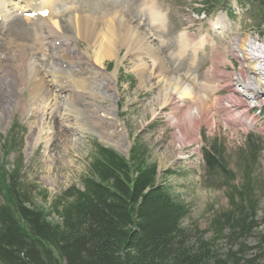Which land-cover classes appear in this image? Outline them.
<instances>
[{
    "label": "rangeland",
    "instance_id": "1",
    "mask_svg": "<svg viewBox=\"0 0 264 264\" xmlns=\"http://www.w3.org/2000/svg\"><path fill=\"white\" fill-rule=\"evenodd\" d=\"M34 2L39 3L40 0L32 1V5ZM56 2L52 11L57 16L48 21V24L57 33L61 30L66 32L70 48L67 58L79 55L83 59L70 60L73 65L68 68L67 72L70 70V73L63 76L64 81L82 77L90 83L88 89L82 92L85 101L79 100V104L85 111L95 114V121L102 119L104 123L111 125L108 132H114V136L100 130L98 124H94V128L88 125L84 127V135L71 136L68 146L70 150H65L62 139L57 141L53 137L55 133L60 134L64 130L58 129L60 124L56 122L55 117L49 116V112L55 109L43 113L40 106L42 102L27 104L30 97L29 92L25 91L12 98L11 107L6 110L5 115L2 108L5 100L0 104V167H3L6 173V181L9 182L12 173L18 171L17 183L28 191L29 205L44 211L49 215V220L55 222L57 218L53 210L54 204L62 199L64 192L71 187H81L80 183L87 176L88 167L94 157V146L110 149L126 160L135 148H139L143 152L145 165L156 166L158 184L187 209L182 227L196 236L214 240L213 245L221 256L228 251H235L241 241L231 243L226 238V232L222 238H217L214 221L220 213L232 209L231 199L238 200L237 191L247 182L249 191L245 205H242L247 211L249 204L253 206V229L244 242H241L246 248L239 256L242 257L239 264H264V242L261 241L264 236V86L258 87V94L263 96L256 100L251 99L250 90L237 91L240 88L237 75L241 70L248 73L249 81L250 78L256 80L257 77L252 73L253 63L244 60L241 55L236 57L246 39L254 38L258 43H264L263 11L261 12L257 5L239 0H223L219 6L208 4V0ZM145 3L160 9L165 15L163 28L158 30L154 26L158 32L152 30L147 21L144 10L149 12L151 19V9L149 6L147 11L144 8ZM103 11H118V18L128 21L132 31L138 36L149 34V37H152L148 46L152 50L160 51L157 53L164 63L160 78H153L154 70H147L146 78L140 79L136 74L137 65L144 64L143 66L149 68L153 60L143 57L139 62L138 57L126 55L125 48H121L116 57L104 61L103 66L93 65V60H86V52H93L92 46L81 41L77 31L67 28L64 23L60 24V29L54 24L67 16L72 17L70 22L74 23L81 14L97 16ZM208 13H211L209 17ZM221 16L228 19V25L219 33L218 30H212L210 23H214ZM16 18L18 20L15 22L8 23L10 20H6L0 25V63H10L16 54L18 62L22 65L28 61L27 57H22L24 53L17 45L19 38L26 45L32 44L37 50H42L46 55L44 59H48L51 48L39 47L38 41L34 43L36 36L47 35L45 30L42 31L45 19L25 21L28 18L22 15ZM201 18L204 20L201 21ZM184 30L188 33L182 34H192L197 40L208 38H199V31L203 35L208 34L205 49L188 48L178 54L182 35L180 33ZM160 43L165 46L164 49L157 46ZM61 44L63 43L58 41L56 46L61 47ZM182 50L184 47L180 48V51ZM217 52V74L223 77L219 89L207 83V74ZM67 58L60 61L64 62ZM44 59L41 64L45 65V71L50 68V64ZM6 66L8 65L0 64V75H3L6 70L3 67ZM26 68L28 70L30 66ZM50 77L51 75L46 79L50 81ZM64 81L62 79L63 85ZM155 82L159 83L158 86ZM179 84L182 88L190 90L189 97L195 95L207 99L210 114L215 119L213 126L201 125L198 142H190L181 148L178 147L174 135L176 129L169 123L174 109L171 105L165 106L166 97L163 98L166 87L173 92L174 87ZM26 87L29 90L31 85L27 84ZM0 88L3 89L1 83ZM65 95L62 94L58 98V109L61 108ZM52 100H55L53 95L49 106H52ZM191 101L193 106L194 99ZM17 102L19 107L16 106ZM227 102H232V105L228 106ZM30 112L35 115H28ZM244 112L245 118H240ZM55 115L57 116V113ZM37 123H45L42 126L44 135L38 141L36 135H32ZM50 129L52 131H49ZM122 132L125 133L124 136ZM249 138L254 146V154L250 158L247 156ZM14 139L18 143L13 149H9ZM74 139H78V143ZM212 148L222 151L221 165L227 174L220 170L207 169L204 154L212 152ZM248 260L251 262H246Z\"/></svg>",
    "mask_w": 264,
    "mask_h": 264
},
{
    "label": "trees",
    "instance_id": "2",
    "mask_svg": "<svg viewBox=\"0 0 264 264\" xmlns=\"http://www.w3.org/2000/svg\"><path fill=\"white\" fill-rule=\"evenodd\" d=\"M246 1L264 12V0ZM251 142L249 138L248 158L254 154ZM16 143L14 139L9 149ZM204 156L208 170L227 174L221 150L212 148ZM157 177L156 166L145 165L139 148L126 160L94 146L87 176L80 188L71 187L54 204L53 222L29 205L28 191L17 183L18 171L7 182L0 167V264H239L246 248L241 242L253 229V206L247 211L242 205L247 182L237 191L238 200L231 199L232 209L214 221L217 238L226 232L231 243L241 241L221 256L214 240L182 227L187 209Z\"/></svg>",
    "mask_w": 264,
    "mask_h": 264
},
{
    "label": "bare ground",
    "instance_id": "3",
    "mask_svg": "<svg viewBox=\"0 0 264 264\" xmlns=\"http://www.w3.org/2000/svg\"><path fill=\"white\" fill-rule=\"evenodd\" d=\"M56 1L57 0H40V2L38 3L40 5V9L33 10L41 12L44 10L48 11L45 23L42 25V31L45 30L46 32H44L47 33V35L45 34L46 36H43V38L42 35L36 36L35 41H38L39 37V39H42V41L40 42L42 45L43 43L53 45L52 43L54 41H58L61 39L63 43L60 47L61 50L57 52L56 48L53 47V51L51 53L49 52L48 55L50 68L44 71L46 67L45 65L43 66L41 64V61H43L44 56L46 55L34 48L32 44L29 43L30 45H26L24 41H21V38H19L16 41L17 45H19V49L24 53L22 57H27L28 61L22 65L20 62H18L19 59L17 60L18 56H16V54L14 56V60L10 63H0L8 65L6 67H3L6 68V70L3 71V75H0V83L1 86H3V89L0 90V104L5 100V103H3L2 107L3 115H5L6 110L11 107L10 102L12 101V98H16L19 94L27 91L29 92L30 97V99L27 101V104H34L37 101H39V103L42 102L40 106L43 113L44 111H50L52 108L55 109V111L49 112V116L51 118L55 117L56 122L60 124L58 125V129L63 128L64 130L60 134L53 133V137L57 141H60V139H62L65 150H70V147L68 146L71 143V136L74 135V137H76L80 136V134H83V132L85 131V126L89 125L93 127L94 124H98L100 125L98 126V128L106 132L107 135L114 136V132L109 133L108 131L111 125L104 123L102 119L99 121H95V114L85 111L84 107L80 106L79 100L85 101V96L82 92L83 90H87L90 86V83L85 80V78L73 77L68 83L65 82L64 85L62 84L60 77H62L61 73L63 74L64 71H62L60 66H62L64 63L70 62V60L82 61L83 59H81L79 55L75 58H67L69 56L68 54L70 51L68 50L70 48L68 45V37L66 36V32L59 30L60 34H57V32L54 31L53 27L48 24V21H50L53 17V13L50 9ZM31 2L32 0H18V2H12L11 0H0V16L2 17V20H10L8 23L17 21L18 19L12 17V14L16 13L17 11H21L22 13L28 12V9L31 8ZM149 8L151 9H149L150 16L154 23V26L159 29L160 27H162L164 17L160 13L156 12V10L152 8V6H150ZM118 15V11H103L100 15L97 16H92L91 14H81V16L77 17L74 23L70 22L72 20V17L67 16L61 21L54 22V24L58 25V28L60 29V24L64 23L67 28H72L73 30L77 31L81 41L85 42L89 46H92L93 52H86V60H93V65L97 64L99 66H103L104 61L116 57L119 50L121 48H125L126 55H129L131 57H138L139 62L141 61V59H143V57L153 60V62L149 64V68L143 66L144 64L137 65L138 68L136 69V74L140 79L144 77L146 78L147 70H154L152 77L155 79L160 78V71L164 70V63L163 60H161L158 56V53L160 51L158 49L152 50L148 46L149 40L152 37H149V34L141 35V37L138 36L135 31H132L131 24H129V22L126 20L119 19ZM25 21H29V19ZM224 27V22L222 20L216 22V24L214 25V29L219 28L223 30ZM64 37H66L67 39ZM48 39L50 40V43L48 42ZM193 41L194 38L192 35L182 34L180 36L179 42L180 48L182 49V47H184L185 49ZM202 41L203 40L201 39L197 47L202 45ZM240 48H242L240 52L242 54L235 53L236 57L242 56L244 60L254 64L252 73L257 77V79L254 80L250 78L249 81L247 78L248 73L246 74V72L241 70L237 75V83L239 84L238 87H240L237 91L245 92L246 90H250L252 92L251 99L256 100V98L263 96H260L258 94V87L264 86V43H258L256 39L248 38ZM218 57L219 53L217 52L212 60L211 70L207 74V83L215 85V89L220 88V81L223 80V77L217 74V67H219V60L217 62ZM63 58L67 59L64 62L60 61ZM27 66H30L28 70L26 68ZM15 68H17V70H15ZM49 75H51L50 81L46 79ZM27 84L31 85L29 90L26 87ZM156 84L158 86L159 83ZM174 85L176 84L174 83ZM173 92H175V94ZM173 92H171V90L166 87L164 89L163 98L166 97V101L164 103L165 106L171 105L174 109V112L170 115L169 123L176 129V133L174 135L177 140L178 147L181 148L183 146H186L190 142H198L199 129L201 125L205 124L206 126H213L215 124V119H213L210 114L207 99L203 98L202 96L195 95L189 97L190 90H187V88H182L180 84L174 87ZM159 93H161V88L159 89ZM50 94L51 96L53 95L55 97V100L51 101L53 103L51 104L52 106H49V100L51 98ZM62 94H66V97L63 99L64 104L62 103L61 108L58 109L57 101ZM192 99H194L193 106H191ZM227 104H229L228 106H230L232 105V102H227ZM19 105L20 104H18L17 102L16 106L19 107ZM88 105H90V103ZM55 113H57V116L55 115ZM28 115L35 114L30 112L28 113ZM43 124L37 123L36 129H34V131L32 132V135H36V141L40 140V138L44 135L45 131L42 127ZM49 131L52 130L50 129ZM124 135L125 133L122 132V136ZM74 141H77L78 143V139H74Z\"/></svg>",
    "mask_w": 264,
    "mask_h": 264
}]
</instances>
